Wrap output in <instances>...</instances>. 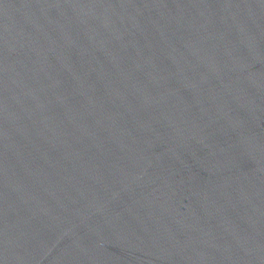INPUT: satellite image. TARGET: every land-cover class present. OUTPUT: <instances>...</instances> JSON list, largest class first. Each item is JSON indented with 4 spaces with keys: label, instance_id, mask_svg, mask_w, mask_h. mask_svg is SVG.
I'll return each mask as SVG.
<instances>
[{
    "label": "water",
    "instance_id": "water-1",
    "mask_svg": "<svg viewBox=\"0 0 264 264\" xmlns=\"http://www.w3.org/2000/svg\"><path fill=\"white\" fill-rule=\"evenodd\" d=\"M0 264H264V0H0Z\"/></svg>",
    "mask_w": 264,
    "mask_h": 264
}]
</instances>
